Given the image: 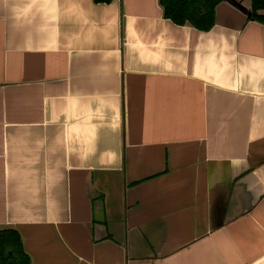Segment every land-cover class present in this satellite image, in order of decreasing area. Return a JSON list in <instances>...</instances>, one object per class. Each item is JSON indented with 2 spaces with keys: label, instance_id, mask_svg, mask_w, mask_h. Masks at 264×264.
<instances>
[{
  "label": "crops",
  "instance_id": "crops-1",
  "mask_svg": "<svg viewBox=\"0 0 264 264\" xmlns=\"http://www.w3.org/2000/svg\"><path fill=\"white\" fill-rule=\"evenodd\" d=\"M241 5L205 32L160 0H0V229L32 264H264V24Z\"/></svg>",
  "mask_w": 264,
  "mask_h": 264
},
{
  "label": "trees",
  "instance_id": "trees-1",
  "mask_svg": "<svg viewBox=\"0 0 264 264\" xmlns=\"http://www.w3.org/2000/svg\"><path fill=\"white\" fill-rule=\"evenodd\" d=\"M111 4L115 0H94ZM225 0H160L166 19L179 26L190 25L200 31H210L216 23V8ZM251 5L250 20L264 24V0H237ZM0 264H32L24 249L20 233L15 229H0Z\"/></svg>",
  "mask_w": 264,
  "mask_h": 264
},
{
  "label": "water",
  "instance_id": "water-1",
  "mask_svg": "<svg viewBox=\"0 0 264 264\" xmlns=\"http://www.w3.org/2000/svg\"><path fill=\"white\" fill-rule=\"evenodd\" d=\"M225 1L230 2L232 4H235L236 6H238L240 8H243V6L241 5V3H239L237 0H225ZM250 12L251 11H249V14L248 15H250Z\"/></svg>",
  "mask_w": 264,
  "mask_h": 264
}]
</instances>
